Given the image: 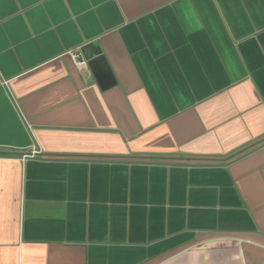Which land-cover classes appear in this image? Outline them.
<instances>
[{
  "label": "crops",
  "instance_id": "obj_1",
  "mask_svg": "<svg viewBox=\"0 0 264 264\" xmlns=\"http://www.w3.org/2000/svg\"><path fill=\"white\" fill-rule=\"evenodd\" d=\"M0 264H264V0H0Z\"/></svg>",
  "mask_w": 264,
  "mask_h": 264
},
{
  "label": "water",
  "instance_id": "obj_2",
  "mask_svg": "<svg viewBox=\"0 0 264 264\" xmlns=\"http://www.w3.org/2000/svg\"><path fill=\"white\" fill-rule=\"evenodd\" d=\"M85 58L87 66L102 90L115 85L111 70L100 52L94 51L90 55L85 56Z\"/></svg>",
  "mask_w": 264,
  "mask_h": 264
},
{
  "label": "built area",
  "instance_id": "obj_3",
  "mask_svg": "<svg viewBox=\"0 0 264 264\" xmlns=\"http://www.w3.org/2000/svg\"><path fill=\"white\" fill-rule=\"evenodd\" d=\"M76 64L79 66H86V62L84 61L83 57L81 56V54H77L76 55Z\"/></svg>",
  "mask_w": 264,
  "mask_h": 264
}]
</instances>
